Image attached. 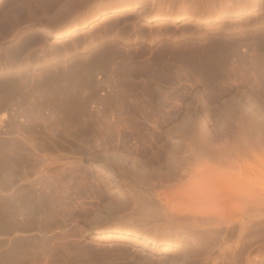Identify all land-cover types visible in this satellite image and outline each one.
Listing matches in <instances>:
<instances>
[{
    "label": "rangeland",
    "instance_id": "374dc122",
    "mask_svg": "<svg viewBox=\"0 0 264 264\" xmlns=\"http://www.w3.org/2000/svg\"><path fill=\"white\" fill-rule=\"evenodd\" d=\"M67 1L0 0V264H264V218L246 232L216 221L200 240L177 217L201 214L182 189L134 172L166 170L187 126L196 146L233 131L234 105L264 122V0L176 23L189 0H149L168 16L149 24L133 4L57 37L49 18Z\"/></svg>",
    "mask_w": 264,
    "mask_h": 264
},
{
    "label": "bare ground",
    "instance_id": "6f19581e",
    "mask_svg": "<svg viewBox=\"0 0 264 264\" xmlns=\"http://www.w3.org/2000/svg\"><path fill=\"white\" fill-rule=\"evenodd\" d=\"M80 1L69 0L65 5L58 7L52 17L49 16V20L55 21L49 23L54 24L60 21L58 23L64 25L62 30L55 31V36L69 35L76 30L86 32V29L94 24L105 22L114 15L131 9L133 4L141 6L138 17L145 19L149 24L168 16V13L163 11L149 15L146 9L149 8L151 0H108V3L102 4L103 7L98 8V5L97 9L89 10L88 15L86 13L82 16L76 15L75 12V16L72 17L74 14L72 11L78 10ZM189 1L190 6L179 8L178 13L171 17L174 23L182 21L184 17L200 22L207 19L216 20V17L224 14H229L231 17L241 13L247 14L255 10L259 3V0H219V3L217 0ZM181 2L186 3V0ZM82 3L85 4V2ZM199 5L202 6V10ZM53 29H46L47 34L52 35ZM245 113L247 119L246 116L243 117ZM258 115L234 105V108L225 113L224 119L236 117L235 129L232 128L233 131H230L224 123L210 136V139L205 136L209 140L207 144L202 140L198 146L194 143L196 139L192 137L190 126L178 130L177 133L181 134L182 141L172 148L166 170L149 172L146 169L137 168L134 171L140 182L148 187L160 184V186H176L182 189L181 205H189L201 214L187 215L186 213L177 217L194 224L196 226L194 234L200 240L211 234L206 228L216 221L228 223L230 220H235L240 232H246L253 223L264 218V160L263 156L261 157L262 151L259 152L264 149V122ZM211 140L212 144H209ZM220 140H225L220 142V144L225 142L224 145L215 144ZM209 162L217 166H212L208 164ZM261 232L259 242L260 246H264V229ZM125 233L126 236L140 235L134 231ZM108 236V233H103L100 238L106 239ZM185 238L189 242L188 238ZM148 240L158 243L154 239Z\"/></svg>",
    "mask_w": 264,
    "mask_h": 264
}]
</instances>
